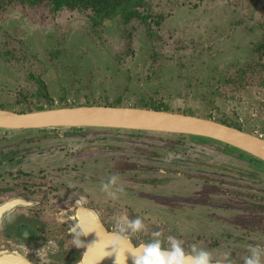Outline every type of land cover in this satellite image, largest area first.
I'll list each match as a JSON object with an SVG mask.
<instances>
[{
    "label": "rangeland",
    "instance_id": "obj_1",
    "mask_svg": "<svg viewBox=\"0 0 264 264\" xmlns=\"http://www.w3.org/2000/svg\"><path fill=\"white\" fill-rule=\"evenodd\" d=\"M145 2L139 19L124 24L116 16L93 27L91 12L54 13L48 4L31 9L26 3L0 0V52L6 45L18 58L9 61L0 54V110L159 109L264 138V84L247 86L235 98L226 95L228 74L256 63L255 50L264 42V0ZM105 146L110 149L104 150ZM115 155L119 157L112 158ZM150 157L164 165L186 163L187 172H196L198 165L206 171L215 168L207 164L258 163L216 142L184 135L104 129L0 130V165L17 169L16 174L5 175L11 180L9 196L40 202L17 213H32L36 221L42 211L61 213V221L76 226L73 203L80 200L94 207L118 233L112 217L121 209H105L110 205L102 204L100 186L117 175L124 189L117 197L129 198L126 190L131 187L148 189L147 169L138 173L137 162L126 163L144 164ZM39 183H48L50 190L43 191L36 186ZM141 220L144 229L127 234L137 244L152 240L148 236L157 225L154 221L160 225L155 229L166 230L164 219ZM39 250L37 246L31 256L42 264ZM47 252L44 247L41 254L47 258Z\"/></svg>",
    "mask_w": 264,
    "mask_h": 264
},
{
    "label": "flooded vegetation",
    "instance_id": "obj_2",
    "mask_svg": "<svg viewBox=\"0 0 264 264\" xmlns=\"http://www.w3.org/2000/svg\"><path fill=\"white\" fill-rule=\"evenodd\" d=\"M67 129L69 130V128L65 130ZM126 132L137 135L148 133ZM109 149L110 147L105 146L104 150ZM115 156L112 158L119 157ZM151 158L144 164H140L138 160L126 163L129 165L137 162L134 168L138 173L147 169L149 176L148 182L145 183L150 190L139 187L141 189L139 191L138 187H131L126 190L129 198L116 199H110L100 191L102 204L110 205L105 209H121L120 213L125 214L127 218L164 219L166 230L155 229L160 225L158 221H154L157 225L150 229L148 237L159 239L162 247H167L166 237L173 236L180 242L186 254H190L192 246L195 245L198 249L208 251L213 260L223 258L227 254L228 264H243L250 245L264 249L263 163L207 164L215 168H205L206 171L203 165H198L195 167L196 172H187L186 163L169 162L170 164L164 165L151 161ZM126 164L121 165L124 168ZM6 166L10 167L6 164L0 165V207L10 202L17 206L7 212L0 221V242L5 243L0 244V255L6 254V257L13 255L15 259L1 258L0 264H40L31 256L37 251V246H40V249L45 246L48 250L47 258L42 264H78L86 252V237L82 238L85 244L81 248L73 246L71 230L74 226L68 221H61L59 219L61 213L49 214L42 211L39 221L34 220L32 213L30 215L23 212L17 215L19 210L33 209L41 203L22 195L9 196L11 190L7 187L11 185V180L5 175L11 176L12 172L16 174L17 169L3 168ZM122 167L120 169L123 170ZM145 183L140 182L141 186ZM20 184L32 193H38V189L33 190L26 182ZM36 186L43 191L50 190L48 183H39ZM46 196L49 198L48 194ZM21 200L27 205H19ZM77 201L73 203L77 225L78 206L90 209L99 216L94 207ZM52 216L55 217L48 218ZM9 218H12L11 222ZM99 218L108 231H113L101 216ZM155 231H160L161 236L152 237ZM129 239L135 246L140 245L133 237ZM261 264H264V256L261 257Z\"/></svg>",
    "mask_w": 264,
    "mask_h": 264
},
{
    "label": "water",
    "instance_id": "obj_3",
    "mask_svg": "<svg viewBox=\"0 0 264 264\" xmlns=\"http://www.w3.org/2000/svg\"><path fill=\"white\" fill-rule=\"evenodd\" d=\"M104 129L138 131L158 134L191 136L220 144L240 152L247 159L264 164V139L212 120L154 109H138L107 106H82L15 113L0 110V130L31 131L54 129ZM19 205H27L20 201ZM17 204L10 202L0 207V221ZM78 222L87 228V248L78 264H134L135 256L126 252L117 258L114 251L138 248L128 238L127 243L116 240L114 231H108L99 216L92 210L78 206ZM0 255V259L14 258ZM21 260L23 258H20ZM23 261H25L23 259ZM26 262V261H25ZM27 263V262H26Z\"/></svg>",
    "mask_w": 264,
    "mask_h": 264
},
{
    "label": "clouds",
    "instance_id": "obj_4",
    "mask_svg": "<svg viewBox=\"0 0 264 264\" xmlns=\"http://www.w3.org/2000/svg\"><path fill=\"white\" fill-rule=\"evenodd\" d=\"M163 174V169L160 170ZM101 191L110 199H116L117 193H123L124 189L119 183V177L112 175L106 183L101 184ZM79 203V201H77ZM12 218H9L11 222ZM112 221L120 235L113 234L116 240L121 243L128 242V233L136 234L141 232L145 225L139 217L128 219L126 215L118 214L112 217ZM73 246L81 248L85 244L83 237L87 236V228L83 222L74 226L71 230ZM27 236V233H25ZM161 232L155 231L152 237H160ZM167 247H162L159 239H152L148 243H142L138 248L132 250H121L117 248L114 254L117 258L123 255L126 261V252H131L135 256L134 264H228L229 258L226 254L223 258L213 260L210 253L204 249H198L195 245L191 248V253L186 254L180 242L173 236L166 237ZM45 247V246H44ZM44 247L38 251L41 262L46 260V256L41 253ZM264 256V249L250 245L248 255L244 257L243 264H261V257Z\"/></svg>",
    "mask_w": 264,
    "mask_h": 264
},
{
    "label": "trees",
    "instance_id": "obj_5",
    "mask_svg": "<svg viewBox=\"0 0 264 264\" xmlns=\"http://www.w3.org/2000/svg\"><path fill=\"white\" fill-rule=\"evenodd\" d=\"M17 1L18 3H26L25 5L30 8H37L48 4L54 13L63 9L91 12L93 14V27H97L102 20L115 18L116 16L124 24H128L134 19L141 18L138 11L146 3L145 0H9L11 3ZM8 48L5 45V51H1L0 53L6 54L9 61L17 60L18 58L14 53V49ZM255 51L256 63L253 66L239 68L234 73L228 74L226 81L230 90L226 95H230V98H235L247 86L264 84V42ZM39 91L48 99L44 89L41 88Z\"/></svg>",
    "mask_w": 264,
    "mask_h": 264
}]
</instances>
